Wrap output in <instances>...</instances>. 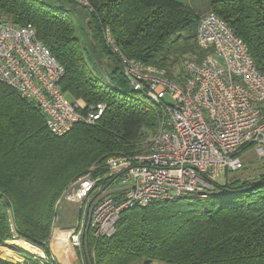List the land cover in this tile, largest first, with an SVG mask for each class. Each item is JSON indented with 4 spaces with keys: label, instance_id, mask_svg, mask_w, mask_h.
Instances as JSON below:
<instances>
[{
    "label": "trees",
    "instance_id": "16d2710c",
    "mask_svg": "<svg viewBox=\"0 0 264 264\" xmlns=\"http://www.w3.org/2000/svg\"><path fill=\"white\" fill-rule=\"evenodd\" d=\"M70 3L84 7L85 21L71 17ZM210 11L245 41L264 74V0H212ZM0 13L35 26L65 68L64 93L106 105L95 123L79 122L57 136L39 108L0 82V264H17L6 260L14 255L2 252L1 242L23 238L50 256L55 206L73 180L92 166L94 177L104 176L110 156L143 151L142 142L159 129L161 111L125 78L120 54L105 41L106 28L122 55L177 81L183 73L175 75L176 67L186 58L201 60L208 50L195 37L202 15L180 0H0ZM97 47L113 59L109 81L92 65ZM210 181V192L126 209L112 236L86 240V264H264V172L224 185Z\"/></svg>",
    "mask_w": 264,
    "mask_h": 264
},
{
    "label": "built area",
    "instance_id": "2783aa9c",
    "mask_svg": "<svg viewBox=\"0 0 264 264\" xmlns=\"http://www.w3.org/2000/svg\"><path fill=\"white\" fill-rule=\"evenodd\" d=\"M35 30L32 23L17 25L0 13V82L39 108L54 135H65L79 122L95 123L106 105L67 97L61 86L65 68ZM104 34L121 56L125 78L161 111L160 130L143 151L110 156L107 174L94 177L92 166L62 193L57 212L63 199L79 203L82 212L68 235L69 249L57 240L64 244L66 261L89 237L112 236L126 209L207 192L210 179L243 166L245 147L264 155V74L245 41L214 11L201 16L195 36L208 53L201 60H183L181 81L125 57L111 30ZM42 251L34 261L64 264Z\"/></svg>",
    "mask_w": 264,
    "mask_h": 264
},
{
    "label": "rangeland",
    "instance_id": "374dc122",
    "mask_svg": "<svg viewBox=\"0 0 264 264\" xmlns=\"http://www.w3.org/2000/svg\"><path fill=\"white\" fill-rule=\"evenodd\" d=\"M69 7L72 9V3L69 4ZM81 17L84 18L83 21H85L87 19L86 13L83 16L82 15L80 17L78 16V18H81ZM79 36L81 37V39L86 40V42H87V36H86L84 30H82V28L80 29ZM107 52L108 51L106 49L103 50L102 48L97 47L94 50V52L91 54H93V58H94L92 65L96 66L97 70L98 71L100 70L99 73L101 74V76L103 78H105L107 81H109L110 71L112 70L111 65L114 64V62H113L111 55ZM180 73L184 74L183 63L179 64V67L178 66L176 67L175 75H179ZM183 74H182V77H183ZM67 97L70 100H73L69 95H67ZM159 130L160 129H158L157 133L159 132ZM152 137H154V135L151 136L149 139H147L144 143L142 142V144H144V145H143V147H141V149L149 144V142L151 141L150 139H152ZM243 162H244L243 166L240 169H238L236 171L235 170H229V169L223 170L221 172V174L218 177H216L214 180L216 182L224 185V183L228 179H233V178H253V179H255V177H258L261 173L264 172V155H262V156L258 155L253 150L252 147H248L244 150ZM213 187H214V185L212 182H210V184L208 183V185L206 186V188H207L206 191L210 192V191H212V189L214 190ZM57 215H58V219H57L56 223H54L53 231H51L52 235H51V239L49 241V245L51 246L50 247L51 256L54 254L55 257L58 256L61 258V260H65L62 257L63 256L62 254H65L63 252V245L58 244L57 240L66 236V234H64V233L71 230L72 227H65V225L66 226L67 225L68 226H75L77 224V222L80 221L81 216H82L81 206L79 203H77L75 201H72L69 199H63V201L61 202V205H60V209L57 212ZM65 230H67V231H65ZM63 231H65V232H63ZM54 232H55V234H54ZM62 234H64V235H62ZM53 235H55V238ZM17 239H20V238L6 240L5 242H7V243L1 242L2 245L3 244L6 245V247L2 248V252L3 253L9 252L10 254L14 255V256L10 257V259L6 258V260L12 261V262L17 263V264H25V263L30 264L31 262L34 261L33 255L36 253L31 252L29 250L21 249L17 246H14L12 241H15ZM21 239H23V238H21ZM66 240L67 239L64 238V242ZM36 247L41 248L40 246H36ZM41 249H43V248H41ZM21 252L24 254H22ZM1 258L5 259L4 257H1ZM68 258L71 260L72 264H86V258H85V253H84L83 247H81V248L74 247V249L72 250V252L70 253V256ZM146 260L147 259H144L142 262L140 261L137 264H169L165 261L163 262V261L157 260V259L153 260L150 263H146Z\"/></svg>",
    "mask_w": 264,
    "mask_h": 264
},
{
    "label": "crops",
    "instance_id": "0c3cea01",
    "mask_svg": "<svg viewBox=\"0 0 264 264\" xmlns=\"http://www.w3.org/2000/svg\"><path fill=\"white\" fill-rule=\"evenodd\" d=\"M180 1H183L188 6L194 8L196 10V12H198L200 15L206 14L208 11L211 10V1L212 0H180ZM72 9H74V10H72ZM72 9L70 8V12L69 13H70L71 17H73L75 20H79L80 19V18H78V16L80 17L81 15L82 16L85 15L84 7H82V6H80V5L76 4V3L72 4ZM81 19H82V17H81ZM80 101H81V103L83 102L82 99ZM65 227H72V226H68V225L66 226L65 225ZM65 231H67V230H65ZM65 231H63V232H65ZM54 234H55V232H54ZM53 236L55 238V235H53ZM64 238L67 239V237L64 236V237L60 238L61 239L60 241H64ZM62 244H63V242H62ZM63 262H64V264H72L70 259L68 261L63 260Z\"/></svg>",
    "mask_w": 264,
    "mask_h": 264
},
{
    "label": "bare ground",
    "instance_id": "6f19581e",
    "mask_svg": "<svg viewBox=\"0 0 264 264\" xmlns=\"http://www.w3.org/2000/svg\"><path fill=\"white\" fill-rule=\"evenodd\" d=\"M72 229V228H71ZM71 231V230H70ZM70 231H67L66 233H64V234H66V237H67V240H66V246H65V248H67V249H69V242H68V235H69V233H70ZM64 234H62V235H64ZM61 235V236H62ZM60 238V237H59ZM12 243L14 244V246H17V247H19V248H21V249H25V250H29V251H31V252H34V253H36V254H39V253H43V251H42V249L41 248H37L36 246H34L33 244H31V243H29V242H27L26 240H24V239H17V240H15V241H12ZM68 245V246H67ZM57 246V245H56ZM55 246V247H56ZM63 249H64V247H63ZM44 250V249H43Z\"/></svg>",
    "mask_w": 264,
    "mask_h": 264
},
{
    "label": "water",
    "instance_id": "95a60500",
    "mask_svg": "<svg viewBox=\"0 0 264 264\" xmlns=\"http://www.w3.org/2000/svg\"><path fill=\"white\" fill-rule=\"evenodd\" d=\"M27 242H28V241H27ZM5 243H6V242H5ZM15 248H16V247H15ZM148 261H149V260L147 259V260H146V263H148Z\"/></svg>",
    "mask_w": 264,
    "mask_h": 264
}]
</instances>
